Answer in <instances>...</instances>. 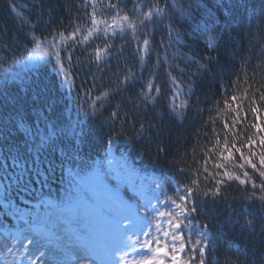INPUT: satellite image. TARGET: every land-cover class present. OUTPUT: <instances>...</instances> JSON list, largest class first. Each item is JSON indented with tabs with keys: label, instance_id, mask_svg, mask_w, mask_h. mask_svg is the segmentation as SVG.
Listing matches in <instances>:
<instances>
[{
	"label": "snow or ice",
	"instance_id": "snow-or-ice-1",
	"mask_svg": "<svg viewBox=\"0 0 264 264\" xmlns=\"http://www.w3.org/2000/svg\"><path fill=\"white\" fill-rule=\"evenodd\" d=\"M129 3L131 8L122 0H83L80 7L92 9L86 12L84 19L85 23L90 22L87 34H82L80 27L67 36L64 32L44 37L32 34V47L25 45L20 53L23 60L13 58L12 63L35 67L38 60L50 64L55 59L54 70L71 91L73 77L61 59V45L68 40L73 41L70 46L73 48L76 44L83 46L90 40H101L104 46L97 45L94 55L93 51L86 52L90 63L101 65L111 54L109 41L119 36L126 43L136 44L143 67L146 58L155 50L152 38L165 20L169 21L168 42L165 45L162 40L161 46H170L173 40L180 42L181 34L173 25L177 16L189 25L194 24V30L207 36L208 46L214 47L218 20L203 0H195L187 8L182 0H129ZM98 8L104 9L106 15L98 16ZM11 10L17 17L21 16L15 5ZM196 13H201L199 19ZM81 35L82 39L77 40L76 37ZM68 59L70 62L71 57ZM188 60L196 63L198 69L205 68L195 57L189 56ZM160 62L157 53V64ZM164 62H167L166 55ZM0 71L4 72L6 82L9 76L2 62ZM171 80L170 111L183 117L181 109L187 108V101L177 102L183 94L182 84L175 77ZM134 82V72L129 70L123 79H117L116 88H107L94 95V84L93 88L78 93L84 122L96 119L106 101ZM24 87L32 90L34 101H42L41 107L48 111H38L33 116L20 99L0 88V230L5 240L13 241L3 245L7 252L25 250L29 264H204L206 248L213 241L208 223L202 224L198 217L206 214L209 201L215 202L224 185L231 181H237L241 186L251 185L253 191L244 189L247 199H258L264 205V126L260 123V113L264 110V83L244 88L243 95L225 90L223 108L217 107L215 117L210 113L209 121L204 125L207 128L211 123L212 129L211 135L205 132V142L199 145L202 159L197 157L198 149L193 146L191 160L187 161L185 156L182 161H187L186 167L178 163L173 175L165 176L163 180L153 179L151 183H144L145 177L141 176L139 185L129 180L137 170L126 156L121 153L117 159L112 151L119 135L116 125L123 128L135 123L122 105L117 104L109 114L108 122L114 134L107 141L105 168L100 163L89 165L80 159L81 150L75 140L83 133L82 127L77 132L70 120L66 121L62 115L55 118L48 115L56 107L55 99L49 102L48 86L36 80ZM154 87L159 93V87L150 79L137 95L139 102L134 104L135 108L141 103L146 108L154 102ZM233 88L238 89L239 85L234 82ZM249 111L255 120L245 129L243 125L247 123ZM221 114L223 135L216 126ZM134 131L136 138L142 139L149 128L141 122ZM243 149H248L247 154ZM164 151L162 146L158 148V153ZM234 154H239V161ZM235 168L240 172L234 171ZM246 168L259 175V183ZM57 169L61 173L60 179L69 185L66 198L62 202L43 200L35 206L37 210L29 209L25 201L36 198L34 187L39 185L40 190L48 187ZM125 183L137 197L136 202L122 197L120 185ZM41 205L45 209L43 214L38 210ZM9 218L15 223L12 224ZM12 264H15V256Z\"/></svg>",
	"mask_w": 264,
	"mask_h": 264
},
{
	"label": "trees",
	"instance_id": "trees-1",
	"mask_svg": "<svg viewBox=\"0 0 264 264\" xmlns=\"http://www.w3.org/2000/svg\"><path fill=\"white\" fill-rule=\"evenodd\" d=\"M194 2L195 0H182L185 8ZM203 2L218 20V26L214 29V47L208 46L207 36L194 30V24L189 25L188 21L181 20L178 16L174 18L173 25L181 34L180 42L173 40L170 46H161L162 40L165 45L168 42L169 21L165 20L152 38L155 50L146 58L143 67L139 62L136 44L126 43L119 36L109 41L112 44L111 54L101 65L90 63L86 55L88 51H93L94 55L97 45L103 47L101 40H90L83 46L76 44L74 48L70 47L73 41L68 40L65 45H61V59L73 77V87L69 91L68 86L62 84V76L54 70L57 63L55 59L50 64L38 60L35 67H25L22 63H12V60H23L24 57L20 53L25 45L32 47V34L44 37L54 32H64L67 36L76 27H80L82 34H87L90 22L85 23L84 19L86 12H91V7L81 8L83 0H0V62L2 67L7 69L9 76L5 82L4 72L0 71V88H5L10 96L20 99L35 116L36 112H47L48 109L41 107L42 101H34V92L26 89L24 85L36 80L47 85L49 102L52 99L56 101L55 111L49 112L48 115L52 118L62 115L66 121L70 120L77 132L82 127L83 133L75 140L81 150L80 159L89 165L100 163L105 168L107 141L109 136L114 134L108 122L109 114L117 104L122 105L135 123L123 128L119 124L116 125V133L119 135L116 146L112 149L114 156L118 159L123 153L137 170L136 175L129 177L136 185L141 183V176L145 177L144 183H151L153 179L163 180L165 176L174 174L178 163L180 166H187V161L192 158L193 146L198 149L197 157L202 159L203 153L199 150V145L205 142V132L211 135L212 129L211 123H208L207 128L204 125L209 121L210 113L215 117L217 107L223 108L226 89L238 91L243 95L244 88L264 83V0ZM122 3L127 4L128 8L132 7L129 0H122ZM13 5L21 14L20 17L11 10ZM97 13L98 16L106 15L105 10L101 8L97 9ZM200 14L196 13L197 19ZM225 20L228 21L227 24ZM76 39H82V35ZM66 47L69 48L68 51L64 50ZM157 53L161 61L159 65ZM189 56L195 57L205 68L198 69L196 63L188 60ZM129 70L134 72L136 82L110 101H106L104 109L98 113L96 119L84 122L81 100L77 94L93 88L94 84V95L107 88H116L117 79H123ZM172 77L182 84L183 94L177 102L187 101V108L181 109L183 117H177L170 111ZM150 79L159 87V93L154 87V102L146 108L142 103L139 108H135L134 104L139 102L137 95ZM234 82L239 85L238 89L233 88ZM251 96L250 91L249 101ZM241 116L243 117V113ZM222 118L223 114L216 125L218 130H221V135ZM254 120L255 117L249 111L247 123L243 127L247 129ZM141 122L149 131L144 133L142 139H138L134 129L138 128ZM260 123L264 126V110L260 113ZM161 146L165 151L158 153ZM255 150L257 153L260 151L258 148ZM243 151L247 154L248 149ZM185 156L187 161L182 162ZM234 158L239 161V154H234ZM255 162L258 165V160ZM246 170L253 175L257 183L260 182L258 174L253 173L251 168ZM234 171L240 172L239 168ZM60 175L57 169L48 187L43 190H40L39 185L34 187L36 198L25 201L29 209L37 210L35 206L43 200L62 202L66 198L69 185L66 180L60 179ZM151 186L155 187V184L152 183ZM245 188L253 191L251 185L241 186L237 181L224 185L215 202L209 201L206 214L198 217L202 224L208 223L213 241L206 248L204 264H264V205L258 199L249 201ZM120 190L125 200L137 201L127 183L120 185ZM255 191L259 194L258 189ZM38 210L43 214L45 209L41 205ZM9 220L12 224L15 223L11 218ZM12 242L5 240L0 230V264H12L14 256L15 264H28L24 257L25 250L14 249L13 253H8L3 247L5 243ZM195 256L198 262V251ZM182 258L187 259V256Z\"/></svg>",
	"mask_w": 264,
	"mask_h": 264
},
{
	"label": "rangeland",
	"instance_id": "rangeland-1",
	"mask_svg": "<svg viewBox=\"0 0 264 264\" xmlns=\"http://www.w3.org/2000/svg\"><path fill=\"white\" fill-rule=\"evenodd\" d=\"M24 257H25V259L27 260V262H28V264H29V260H28V255H27V253H24ZM169 264H170V262H169Z\"/></svg>",
	"mask_w": 264,
	"mask_h": 264
}]
</instances>
